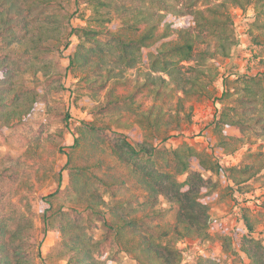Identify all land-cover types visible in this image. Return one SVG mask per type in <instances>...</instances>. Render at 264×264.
I'll return each instance as SVG.
<instances>
[{"label": "trees", "instance_id": "16d2710c", "mask_svg": "<svg viewBox=\"0 0 264 264\" xmlns=\"http://www.w3.org/2000/svg\"><path fill=\"white\" fill-rule=\"evenodd\" d=\"M82 1L90 22L75 28L71 0H0V129L26 125L41 102L62 91L66 74L55 54L76 36L68 71L81 75L102 125L84 122L72 148L113 159L76 165L69 155L68 185L62 189L60 180L41 198V235H56V254L66 264H125L123 254L135 264H182V240L218 232L225 255L238 251L250 264H264V244L247 214L245 228H225L210 215L218 199L251 192L253 180L264 186V147L253 162L226 167L188 145L155 144L191 122L194 104L216 100L210 87L220 77L219 60L238 45L234 9L253 7L264 44V0ZM27 76L39 85L26 86ZM233 82L225 81L218 99L208 137L213 154L233 155L254 137L264 142V72ZM98 130L112 133L109 142ZM209 171L215 181L205 178ZM22 174V167L0 172V264H36L41 256L31 207L7 204L11 191L28 188L18 184ZM222 263L210 253L197 264Z\"/></svg>", "mask_w": 264, "mask_h": 264}, {"label": "rangeland", "instance_id": "374dc122", "mask_svg": "<svg viewBox=\"0 0 264 264\" xmlns=\"http://www.w3.org/2000/svg\"><path fill=\"white\" fill-rule=\"evenodd\" d=\"M71 13L72 27L86 26L90 22V6L82 0H71ZM233 17L238 45L230 58L219 60L220 77L210 87L216 100L194 104L191 122L183 121L179 131L171 132L157 140L156 146L174 150L182 145H188L198 152L211 155L214 160L226 167H240L253 162L259 147H264V142L254 137L255 144H247L233 155L213 154L209 149L208 137L213 134L214 121L222 108L218 99L222 97L225 81L228 79L231 85H236L233 81L240 75H257L264 72V44L261 31L253 27L255 21L253 7L249 6L245 10L236 8L233 10ZM69 41L67 47L55 54L60 70L66 74L62 91L53 94L48 102H41L26 125L17 126L7 132L0 129V172L5 167H22L23 174L19 177L18 184L28 185L27 189L11 191L7 204L15 205L21 211L31 207L38 250L41 254L36 264H66V261L56 254V235L54 233H49L45 237L41 235L40 211L41 198L55 192L59 188L60 180L62 189L68 185L66 167L69 155L73 156L72 163L76 165L87 162L92 164L99 157L108 163L113 162L107 153L101 154L99 150L89 155L82 148L77 150L72 148L78 129L84 122H93L97 126L102 124L91 112L97 102L88 98V90L84 87L81 75L68 71L69 58L74 53L79 39L73 36ZM130 75L131 78L138 76L135 70ZM25 83L26 86L34 87L39 85V80L27 76ZM176 100L175 98V102ZM148 104L151 102H147ZM189 107L187 106L185 112H181V117L189 111ZM1 125L0 122V127ZM98 135L106 142L112 137V133L107 130H98ZM103 147L107 150V144H103ZM204 176L206 179L216 180L210 171L205 172ZM186 177L185 174L178 179L184 181ZM261 179L259 177L251 182L252 191L246 195L234 192L215 201L211 205L210 215L225 228H245L244 214H247L256 227L254 236L264 244V186ZM138 193L142 195L143 192ZM163 205L167 206V203ZM175 214L176 211H173L168 220L174 222ZM178 246L184 255L182 264H197L199 258L210 253L222 257V264H250L248 258L241 252L225 255L223 239L218 232H213L206 241L184 239ZM122 257L125 264H135L129 256L123 254Z\"/></svg>", "mask_w": 264, "mask_h": 264}]
</instances>
